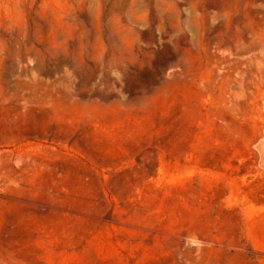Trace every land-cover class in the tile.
Instances as JSON below:
<instances>
[{
    "label": "rangeland",
    "instance_id": "obj_1",
    "mask_svg": "<svg viewBox=\"0 0 264 264\" xmlns=\"http://www.w3.org/2000/svg\"><path fill=\"white\" fill-rule=\"evenodd\" d=\"M127 1L0 0V264H264V0Z\"/></svg>",
    "mask_w": 264,
    "mask_h": 264
},
{
    "label": "bare ground",
    "instance_id": "obj_2",
    "mask_svg": "<svg viewBox=\"0 0 264 264\" xmlns=\"http://www.w3.org/2000/svg\"><path fill=\"white\" fill-rule=\"evenodd\" d=\"M87 1H88V0H87ZM93 1H94V0H93ZM96 1H97V0H96ZM144 1H145V0H144ZM157 1H158V3L156 2V0H154L155 3H149V4H147V5H146L147 10H149V11H150V10H153V9L155 8V5H156V7H157V6H160L161 3L163 2V0H157ZM182 1H183V0H182ZM187 1H188V0H187ZM213 1H214V0H213ZM242 1H243V0H242ZM245 1H246V0H245ZM80 2H81V1H80ZM142 2H143V0H141L140 3H142ZM172 2H173V0H172ZM252 2H253V1H252ZM255 2H256V1H254L253 3H255ZM91 3H92V2H91ZM120 3H121V2H120ZM138 3H139L138 0H128V1L126 2V4H127V9H126L125 13L128 11V13H127L128 15H127V14H125V15L128 16V17H126V18H128V21H131V22H128V23H131V26H130L131 28H130V29H132V30L130 31V29H127V28H126V29L129 30V31L131 32L130 34H132V36H135V35H136L138 38L142 39V38H144L145 34H144V32H143V30H142L141 27L146 26V25L148 24L147 22H150L149 24L154 23V19H153V17H149V19H148V17H147L148 15L144 16L143 18H142V17H139L138 14H137V12H139V10H141V8L138 10V8H139V4H138ZM145 3H146V2H145ZM182 3H183V2H182ZM186 3H187V6H189V5H188V2H186ZM186 3H185V5H186ZM215 3H216V2H215ZM218 3H219V4H218ZM218 3L214 4V2H213V4L210 5V9H212V10H216V11H215V14H216V12H218L217 10H219V9L221 8V7H220V4H221L220 0H219ZM243 3H244V2H243ZM246 3H247V1H246ZM78 4H79V3H78ZM83 4H85V3H83ZM93 4H95V3L93 2ZM142 4H143V3H142ZM183 4H184V3H183ZM183 4H182V5H183ZM250 4H251V3H250ZM88 5H89V4H88ZM163 5H164V4H163ZM163 5H162V6H163ZM172 5H173V3H172ZM174 5H175V4H174ZM178 5H179V4H178ZM180 5H181V4H180ZM180 5H179V6H180ZM182 5H181V8H182ZM185 5H183V7L186 8ZM251 5H252V4H251ZM253 5H255V4H253ZM253 5H252V6H253ZM74 6H75V5H74ZM195 6H196V5H195ZM239 6H240V5H239ZM252 6H251V7H252ZM120 7H121V5H120ZM125 7H126V6H125ZM189 7H191V6H189ZM256 7H257V6H256ZM79 8H80V7H79ZM157 8H158V7H157ZM160 8H161V7H160ZM166 8H167V7H166ZM222 8H223V7H222ZM47 9H48V8H47ZM76 9H77V8H76ZM119 9H121V8H119ZM77 10H78V9H77ZM77 10H76V12H77ZM82 10H83V9H82ZM85 10H86V9H85ZM155 10H156V9H155ZM164 10H165V9H164ZM164 10H163V11H164ZM179 10H180V9H179ZM181 10H182V9H181ZM193 10H194V9H193ZM243 10H244V9H243ZM251 10H252V9H251ZM251 10L249 11L250 14H252V11H251ZM114 11H115V10H114ZM163 11H162V12H163ZM182 11H183V10H182ZM190 11L192 12V10H190ZM236 11H237V10H236ZM71 12H72V11H71ZM80 12H81V10H80ZM87 12H88V9H87ZM87 12H86V13H87ZM117 12H118V10H117ZM166 12H167V11H166ZM176 12H177V11H176ZM78 13H79V10H78ZM144 13H145V12H144ZM164 13H165V12H164ZM169 13H170V12H169ZM169 13H168V14H169ZM185 13H186V12H185ZM185 13H184V14H185ZM196 13H197V12H196ZM236 13H237V12H236ZM253 13H254V12H253ZM88 14H89V13H88ZM94 14H95V13H94ZM117 14H118V13H117ZM117 14H116V15H117ZM178 14H179V13H178ZM187 14H188V13H187ZM189 14H190V13H189ZM189 14H188V15H189ZM202 14H203V13H202ZM205 14H207V15H204V16H209L207 12H206ZM215 14H214V15H215ZM218 14H220V13H218ZM234 14H235V12H234ZM256 14H257V13H256ZM64 15H65V14H64ZM64 15H63V16H64ZM81 15H82V14H81ZM83 15H84V18L87 17V16L85 15V13H84ZM116 15H115V16H116ZM125 15H124V16H125ZM158 15H160V13H159ZM170 15H171V14H169V16H170ZM172 15H174V13H172ZM172 15H171V16H172ZM182 15H183V14H182ZM188 15H187V16H188ZM195 15H196V14H195ZM235 15H236V14H235ZM63 16H61V17H63ZM67 16H69V15H67ZM79 16H80V15H79ZM118 16L120 17L121 15L118 14ZM141 16H142V15H141ZM151 16H153L152 13H151ZM161 16H163V13L161 14ZM164 16H165V15H164ZM164 16H163V17H164ZM187 16H186V17H187ZM236 16H237V15H236ZM73 17H74V16L72 15V19H73ZM97 17H98V16H97ZM167 17H168V16H167ZM173 17H174V16H173ZM179 17H180V16H179ZM188 17H189V16H188ZM201 17H203V15H201ZM229 17H231V16H229ZM237 17H238V16H237ZM239 17H240V15H239ZM239 17H238V18H239ZM64 18L67 19V18H69V17H67V18L64 17ZM112 18H113V17H112ZM181 18H182V17H181ZM190 18H191V17H190ZM210 18H211V17H210ZM231 18H232V17H231ZM233 18H234V16H233ZM235 18H236V17H235ZM243 18H244V17H243ZM249 18H250V17H249ZM61 19H62V18H61ZM70 19H71V18H70ZM72 19H71V20H72ZM87 19H89V17H88ZM165 19H166V18H165ZM185 19H187V18H185ZM211 19H212L211 21H208V18L206 17V18H205V21H202L203 24L201 23L202 25H204V29L202 28V30H203L202 35H203L204 37H206V38H207L208 36L211 35V33L214 31V28H216V27H217V28H218V27H222V25H223V24H222V19H221L219 16H218V18L215 17L214 19H213V18H211ZM236 19H237V18H236ZM239 19H240V18H239ZM110 20H111V19H110ZM118 20H119V19H118ZM161 20H163V19H161ZM192 20H193V19H192ZM203 20H204V19H203ZM209 20H210V19H209ZM64 21H65V20H64ZM66 21H67V20H66ZM68 21H69V19H68ZM116 21H117V19H116ZM155 21H156V20H155ZM159 21H160V20H159ZM170 21H171V20H170ZM194 21H195V20H194ZM236 21H237V20H236ZM238 21H239V20H238ZM238 21H237V22H238ZM241 21H242V20H241ZM98 22H99V20H98ZM104 22H105V21H104ZM108 22H109V20L107 19V23H108ZM113 22H114V21H113ZM125 22H126V21H125ZM162 22H163V21H162ZM179 22H180V20H179ZM190 22H191V20H190ZM233 22H234V21H233ZM242 22H243V21H242ZM244 22H245V21H244ZM107 23H104V24L106 25ZM110 23H111V21H110ZM165 23H166V22H165ZM93 24H94V23H93ZM102 24H103V23H102ZM115 24H117V23H115ZM115 24H114V25H115ZM155 24H156V23H155ZM166 24H167V23H166ZM168 24H169V23H168ZM231 24H232V23H231ZM111 25H112V23H111ZM111 25H110V26H111ZM152 25H154V24H152ZM175 25H176V24H175ZM192 25L195 26V29H198L197 26H196L197 24H196L195 22H194V24H193V22H192ZM236 25H237V24H236ZM238 25H239V22H238ZM238 25H237V27H238ZM253 25H254V24H253ZM122 26H123V24H122ZM128 26H129V24H128ZM156 26H157V25H156ZM189 26L191 27L190 24H189L187 27H189ZM228 26H229V25H228ZM232 26H233V25H232ZM232 26H231V27H232ZM239 26H240V25H239ZM107 27H108V25H107ZM114 27H115V26H114ZM153 27H154V26H153ZM167 27H168V25H167ZM172 27H173V26H172ZM185 27H186V26H185ZM254 27H255V26H254ZM94 28H95V27H94ZM111 28H113V27L111 26ZM111 28H109L110 31L114 29V28H113V29H111ZM145 28H147V27H145ZM100 29H101V28H99L98 30H100ZM107 29H108V28H107ZM109 29H108V30H109ZM147 29H148V28H147ZM147 29H146V30H147ZM149 29H150V28H149ZM149 29H148V31H151V30H149ZM169 29H170V28H169ZM186 29H187V28H186ZM195 29H194L193 31H192V29H191V32H196ZM223 29H224V28H223ZM231 29H232V28H231ZM238 29H239V28H238ZM94 30H95V29H94ZM146 30H145V31H146ZM156 30H159V29H156V27H155L154 31H156ZM175 30H177V29H175ZM187 30H189V29H187ZM199 30H201V29H199ZM217 30H218V29H217ZM221 30H222V29H221ZM226 30H229V28L226 29ZM236 30H237V28H236ZM96 31H97V30H96ZM101 31H103V30H101ZM104 31H105V30H104ZM115 31H116V30H115ZM154 31H153V32H154ZM168 31H169V30H167V32H168ZM189 31H190V30H189ZM229 31H230V30H229ZM255 31H256V30H255ZM98 32L100 33V31H98ZM132 32H133L135 35H133ZM171 32H172V30H171ZM173 32H174V31H173ZM173 32H172V33H173ZM176 32H178V30H177ZM224 32H226V31H224ZM237 32H238V31H237ZM110 33H111V32H110ZM145 33H146V32H145ZM150 33H151V32H149V36L152 35V34H150ZM163 33H164V32H163ZM163 33H162L161 37L165 36V39L169 37L168 35H164ZM227 33L229 34L228 31H227ZM113 34H114V33H113ZM116 34H117V32H116ZM116 34L113 35L114 37L112 36L114 39H115V35H116ZM158 34H159V33H158ZM191 34H192V33H191ZM239 34H240V35L247 34V35L250 36V38L252 39V36H253V29H252L251 25H242L241 28L239 29ZM57 35H58V33H57ZM147 35H148V34H147ZM147 35H146V37H147ZM154 35H155V34H154ZM159 35H160V34H159ZM171 35H172V34H171ZM177 35H178V34H177ZM180 35L183 36L182 32L180 33ZM184 35H185V34H184ZM61 36H62V35H61ZM98 36H99V35H98ZM100 36H101V35H100ZM100 36H99V37H100ZM156 36H157V35H156ZM196 36H197V35H196ZM213 36H214V35H213ZM223 36H224V35H223ZM229 36H230V35H229ZM59 37H60V36H59ZM116 37H117V35H116ZM125 37H127V35H126ZM141 37H142V38H141ZM151 37H152V36H151ZM158 37H160V36H157V38H158ZM161 37L158 39V41H154V45H155V47H158V46L161 45L162 42L164 41V40H163V41L161 40ZM170 37H171V36H170ZM194 37H195V36H194ZM240 37H241V36H240ZM179 38H180V37H179ZM186 38H187V37H186ZM201 38H202V37H201ZM208 38H209V37H208ZM212 38H213V37H212ZM227 38H228V37H227ZM229 38H230V37H229ZM229 38H228V39H229ZM242 38H243V37H242ZM97 39H98V41H99V38H97ZM132 39H135V38L133 37ZM140 39H139V40H140ZM146 39H147V38H146ZM149 39H151V38H149ZM154 39H155V38H154ZM194 39H195V38H194ZM209 39H210V38H209ZM244 39H245V38H244ZM116 40H117V38H116ZM156 40H157V39H156ZM180 40H181L182 43H184V42H185L184 36L181 37ZM186 40H188V39H186ZM192 40H193V39H192ZM196 40H197V39H196ZM213 40H214V39H213ZM229 40H230V39H229ZM238 40H239V39H238ZM98 41H97V42H98ZM114 41H115V40H114ZM136 41H138V39L135 40V42H136ZM142 41H143V40H142ZM142 41H141V42H142ZM150 41H151V40H150ZM211 41H212V40H211ZM230 41H231V43H232V40H230ZM235 41H236V40H235ZM239 41H240V40H239ZM65 42H66V41H65ZM115 42H117V41H115ZM132 42H133V41H132ZM226 42H227V41H226ZM226 42H225V43H226ZM243 42H244V41H243ZM249 42H252V41H249ZM249 42H247V44H248ZM68 43H69V42H68ZM136 43H137V42H136ZM185 43H186V42H185ZM188 43H189V41H188ZM190 43H191V42H190ZM200 43H201V42H200ZM211 43H212V42H211ZM227 43L229 44V41H228ZM231 43H230V44H231ZM69 44H70V43H69ZM118 44H119V42H118ZM118 44H117V45H118ZM139 44H140V42H139ZM180 44H181V43H180ZM192 44H193V42H192ZM237 44H238V43H237ZM249 44H250V43H249ZM67 45H68V44H67ZM103 45H104V44H103ZM124 45H125V44H124ZM131 45L133 46L132 43H131ZM185 45H186V44H185ZM193 45H194V44H193ZM196 45H197V44H196ZM196 45H195V47H196ZM203 45H204L203 47H204L205 49H209V48H208V43H207V42H204ZM216 45H217L216 47L219 48V47H221L223 44L221 45V41L218 40V41L216 42ZM220 45H221V46H220ZM231 45H232V44H231ZM253 45H255V44H253ZM253 45H251V46L253 47ZM99 46H100V45H99ZM223 46L225 47V46H227V44H226V45H223ZM233 46H234V45H233ZM242 46H243V45H242ZM242 46H240V47L242 48ZM246 46H248V45H246ZM130 47H131V46H130ZM140 47H141V46H139V48H140ZM190 47H191V46H190ZM209 47H210V46H209ZM229 47H230V45H229ZM235 47H237V45H235ZM238 47H239V46H238ZM252 47L249 48V49H252ZM103 48H104V47H103ZM110 48H111V47H110ZM118 48H119V46H118ZM136 48H137V47H136ZM139 48H137V49L139 50ZM192 48L194 49V47H192ZM221 48H222V47H221ZM231 48H233V47H230V49H231ZM108 49H109V47H108ZM121 49H122V48H121ZM128 49H129V48H128ZM140 49H141V48H140ZM166 49H167V51H168V55H170V54L172 55V53H171V49L169 50V48H168L167 46H166ZM235 49H236V48H235ZM237 49H238V48H237ZM239 49H240V48H239ZM101 50H103V49H101ZM109 50H110V49H109ZM129 50H130V49H129ZM195 50H196V49H195ZM201 50H202V49H201ZM211 50H212V49H211ZM131 51H132V49H131ZM212 51H213V50H212ZM236 51H238V50H236ZM236 51H235V53H236ZM241 51H242V50H241ZM246 51H247V50H246ZM248 51H249V50H248ZM253 51H254V50H253ZM100 52H101V51H100ZM103 52L105 53V50H104ZM106 52H107V51H106ZM110 52H111V51H110ZM110 52H109V53H110ZM112 52H114V51H112ZM172 52H173V51H172ZM215 52H216V51H215ZM217 52H218V51H217ZM231 52H232V50H231ZM239 52H240V51H239ZM137 53H138V52H137ZM174 53H176V52H174ZM174 53H173V54H174ZM200 53H201V52H200ZM202 53H203V52H202ZM220 53H222V52L220 51ZM112 54H113V53H112ZM126 54H128V53H126ZM183 54H184V53H183ZM216 54H217V53H216ZM232 54H234V53H232ZM249 54H250V53H249ZM249 54H248V55H249ZM251 54H252V53H251ZM253 54H254V53H253ZM98 55H100V56H104L105 54H104V55H102V54H98ZM106 55H107V54H106ZM106 55H105V56H106ZM110 55H111V54H110ZM114 55H115V54H114ZM174 55H175V54H174ZM223 55H224V54H223ZM254 55H255V54H254ZM105 56H104V57H105ZM111 56H113V55H111ZM197 56H198V58H199V55H197ZM197 56H196V57H197ZM214 56H215V55H214ZM216 56H217V55H216ZM230 56H231V55H230ZM233 56H234V55H233ZM104 57H103V58H104ZM119 57H120V56H119ZM170 57H171V56H170ZM196 57H195V60L198 59V58H196ZM202 57H203V56H202ZM206 57H207V56H206ZM225 57H226V55H225ZM253 57H254V56H253ZM110 58H111V57H110ZM115 58H117V57H113V60H115ZM120 58H121V57H120ZM200 58H201V57H200ZM200 58H199V60H200ZM219 58H220V56H219ZM226 58H227V57H226ZM251 58H252V55H250V59H251ZM100 59H101V57H100ZM100 59H99V60H100ZM117 59H118V58H117ZM122 59H123V58H122ZM182 59H183V57H182ZM192 59H193V56H192ZM228 59H229V57H228ZM253 59H254V58H253ZM118 60H119V59H118ZM176 60H177V59H176ZM195 60H194V61H195ZM207 60H208V59H207ZM209 60H211V59H209ZM209 60H208V61H209ZM120 61L123 62V60H120ZM179 61L181 62L180 59H179ZM179 61H178V62H179ZM213 61H214V60H213ZM213 61H212V62H213ZM223 61H224V60H223ZM192 62H193V60L191 61V63H192ZM199 62H200V61H198V64H199ZM221 62H222V61H221ZM227 62H228V61H227ZM237 62H238V61H237ZM158 63H159V62H158ZM161 63H162V62H161ZM169 63H170V62H169ZM183 63H184V62H183ZM183 63H179V66H182L181 64H183ZM200 63H201V62H200ZM203 63H204V62H203ZM218 63H219V62H218ZM241 63H242V62H241ZM117 64H118V63H117ZM155 64H157V63H155ZM159 64H160V63H159ZM162 64H163V63H162ZM166 64H168V62L165 63L164 65H166ZM173 64H174V63H173ZM119 65H120V64H119ZM164 65H163V66H164ZM170 65H171V63H170ZM207 65H208V64H207ZM218 65H219V64H218ZM218 65H217V66H218ZM223 65H224V64H223ZM223 65H222V66H223ZM166 66H167V65H166ZM172 66H173V65H172ZM174 66H175V65H174ZM176 66H178V65H176ZM176 66H175V67H176ZM179 66H178V67H179ZM222 66H221V67H222ZM137 67H139V69H141L140 66H137ZM155 67H156V66H155ZM191 67H192V66H191ZM202 67H203V66H202ZM209 67H210V64H209ZM212 67H213V66H212ZM247 67H250V66H246V68H247ZM169 68L171 69L170 66H169ZM172 68H173V67H172ZM179 68H180V67H179ZM252 68H253V67H252ZM139 69H137V70L140 72V74H142V79H143L144 81L148 80L149 77H148L147 72H146L145 70H141V71H140ZM170 69H168V71H169ZM210 69H211V71H212V68H211V67H210ZM213 69H217V68L214 67ZM247 69H248V68H247ZM172 70H176V71H177L178 69H176V68L174 69V68H173ZM182 70H183V69L181 68V71H182ZM251 70H252V69H251ZM170 71H171V70H170ZM216 71H217V70H216ZM222 71H223V72H222ZM222 71H220V72L218 71L217 73L213 71V72H214V73L212 72L213 74L210 72V73L212 74V78H213V81H215V83H216V82H219L220 84H221L222 82H225V83H226L227 80L231 77L232 72L235 71V70H233V68H232L230 65H227V66H225V67L223 68ZM163 72H164V71H162V67H161L160 65H158L157 68H156V72H155V74L152 75L151 78L149 79V83H151V84H155V85H156L159 81L163 82L162 79H164L165 76H166V75H164L165 73H163ZM174 72H175V71H174ZM178 72H179V71H178ZM185 72H186V71H185ZM181 73H182V72H181ZM210 73H209V74H210ZM239 73H241V72L239 71ZM167 74H168V73H167ZM172 74H173V73H172ZM183 74H184V73H183ZM245 74H246V72H245ZM253 74H254V73H253ZM168 75H171V74H168ZM177 75H180V76H181L180 73H179V74L177 73ZM236 75H237V74H236ZM209 76H210V75H209ZM172 77H174V75H172ZM177 77H178V76H177ZM247 77H249V76H247ZM166 79H168V78H166ZM175 79H176V78H175ZM209 79H210V77H209ZM247 79H248V78H247ZM168 80H170V79H168ZM168 80H167V81H168ZM171 80H173V79H171ZM171 80H170V82H171ZM230 80L232 81V79H230ZM239 80H241V79H239ZM167 81H166V83H167ZM210 81H211V80H210ZM210 81H209V83L212 84V82H210ZM161 82H160V83H161ZM201 82H202V79H201ZM201 82H199V83H201ZM207 82H208V81H207ZM228 82H229V81H228ZM232 82H233V81H232ZM232 82H231V83H232ZM234 82H235V81H234ZM234 82H233V83H234ZM166 83H165V84H166ZM168 83H169V81H168ZM252 83H253V82H252ZM213 84H214V82H213ZM226 84H228V83H226ZM169 85H170V84H169ZM229 85H230V84H229ZM200 86H201V85H200ZM202 86H203V85H202ZM202 86H201V87H202ZM208 86H209V85H208ZM211 86L213 87V85H211ZM227 86H228V85H227ZM234 86H235V85H234ZM234 86H233V88H236V87H234ZM203 87L205 88V85H204ZM238 87H239V86H238ZM204 88H203V89H204ZM219 88H220V87H219ZM223 89H224V88H223ZM200 90H201V89H200ZM220 90H221V88H220ZM226 90H227V89H226ZM217 91H218V90H217ZM228 92H229V91H228ZM230 93L232 94L231 91H230ZM232 95H233V94H232ZM218 97H220V96H218ZM218 99H219V98H218ZM218 99H217V100H218ZM219 101H220V100H219ZM217 104H218V103H217Z\"/></svg>",
    "mask_w": 264,
    "mask_h": 264
}]
</instances>
